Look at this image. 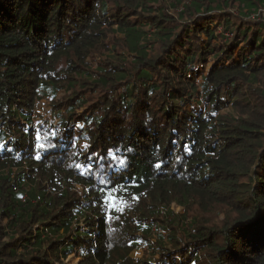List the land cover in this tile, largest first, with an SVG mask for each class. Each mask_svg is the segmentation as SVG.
Here are the masks:
<instances>
[{
	"label": "trees",
	"instance_id": "trees-1",
	"mask_svg": "<svg viewBox=\"0 0 264 264\" xmlns=\"http://www.w3.org/2000/svg\"><path fill=\"white\" fill-rule=\"evenodd\" d=\"M70 256L264 264V0H0V264Z\"/></svg>",
	"mask_w": 264,
	"mask_h": 264
},
{
	"label": "rangeland",
	"instance_id": "rangeland-1",
	"mask_svg": "<svg viewBox=\"0 0 264 264\" xmlns=\"http://www.w3.org/2000/svg\"><path fill=\"white\" fill-rule=\"evenodd\" d=\"M227 11L230 12V13H232V15H235L236 14V12L234 11V9H230V10H227ZM167 12H168L169 15H171V17L173 19H176V14L177 13L174 10H167ZM214 65H215L214 61L212 59H208L204 65H202L201 67H199L197 69L196 76L194 77L195 82H197V84H198L200 82V76L206 74L209 71V69H211V67H213ZM195 107L198 108L196 105H195ZM47 111H48L47 101H42V102H40V103L37 104L36 115H42L44 117V121L45 122H47V120H49V116L47 114ZM172 210L175 213H182L183 212V209L180 208V207H178L175 204L172 205ZM34 229H35V227H33V230ZM142 255H143V250L142 249H139V250L134 251L131 254V257L133 259L137 260V259H140L142 257ZM78 262H79L78 259H76L74 256H70L65 261V264H77Z\"/></svg>",
	"mask_w": 264,
	"mask_h": 264
}]
</instances>
